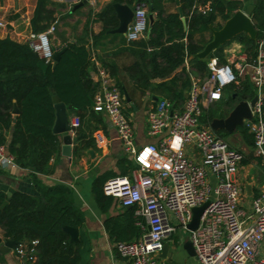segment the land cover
Listing matches in <instances>:
<instances>
[{
  "label": "trees",
  "instance_id": "obj_1",
  "mask_svg": "<svg viewBox=\"0 0 264 264\" xmlns=\"http://www.w3.org/2000/svg\"><path fill=\"white\" fill-rule=\"evenodd\" d=\"M134 1L112 0L95 13V20L101 22L102 27L94 38L104 36L108 30L118 26L112 3L133 5ZM208 2L210 8L205 12L197 9V5L203 7ZM159 4L160 0L152 1L151 9L156 12V19L150 26L147 39H138L130 44L132 47L129 50L132 52L137 49L136 54L140 59L123 68L131 83L128 85L120 80L114 66H105L121 93L126 92L131 102H134L135 94L142 95L149 89L164 88L168 99L174 105L180 106L190 86V78L185 69H182L185 77L176 75L156 85L152 84L150 79L170 75L191 56L193 58L189 62L198 76L207 75V64L196 58L195 54L211 39V31L221 28L223 21L234 11L242 9L244 4L242 0H179L185 23L177 11L163 14ZM51 6L60 5L51 0H38L31 23L35 33L44 31L52 22ZM218 19L220 21H217ZM250 19L257 38L264 28V0H257L253 4ZM87 26L88 24L86 29ZM205 31H210L209 39L198 40L196 34L201 37ZM233 39L242 43L245 50L254 56L255 40L243 33ZM222 49L223 45L214 50L209 58L216 57L222 61ZM90 70V52L83 43H67L60 60L53 65V62L44 63L29 44L0 38V146L6 148L18 166L28 169L38 191L37 195L22 191L7 195L0 191V233L4 239L16 242L12 248L19 243L35 240L36 260L32 264H80L81 241H70L63 226L79 229L84 222L83 211L74 204L69 187L63 184L44 186L38 176L52 172L50 159L59 150L57 135L52 131L55 120L54 103L56 100L64 102L82 120L85 112L91 108V101L99 89L98 83L91 78ZM227 89L230 93L226 94L223 102L227 106H231L235 101L231 97L232 94L247 100L254 95V89L247 76L239 79L237 87L231 83ZM124 103H127L125 99ZM224 116L222 110L211 109L201 120L211 121L213 118ZM237 128L244 144L249 148V153L243 156L242 163L247 164L254 160L259 164L258 158L251 153V134L244 127ZM218 133L220 135L221 132ZM112 176L116 175L109 173L98 176L91 188L93 197L103 213L114 203L113 197L105 195L102 189L106 179ZM5 201L7 203L1 208ZM135 220L134 208L130 207L107 216L104 227L115 242L128 241L138 236L141 230L139 226L134 225Z\"/></svg>",
  "mask_w": 264,
  "mask_h": 264
},
{
  "label": "built area",
  "instance_id": "obj_2",
  "mask_svg": "<svg viewBox=\"0 0 264 264\" xmlns=\"http://www.w3.org/2000/svg\"><path fill=\"white\" fill-rule=\"evenodd\" d=\"M209 8L207 3L202 11ZM147 28V10L139 7L124 36L129 42L138 40ZM53 31L51 24L45 32L32 34L28 40L46 64L53 62L48 36ZM207 66L209 73L191 81L181 106L169 99L157 100L147 117V133L158 140L140 147L135 145L124 96L115 79L104 67L96 68L99 89L92 109L107 115L124 151L132 155L135 164L128 174L109 177L102 186L104 194L113 197L118 205L134 208L141 227L137 238L115 243L120 259L116 264H159L163 245L178 226L186 230L200 264H264V193H245L236 180L243 154L201 120L229 84L247 76L256 95L249 107L247 128L252 138V155L258 158L264 172V28L255 38L254 56H236L227 63L213 57ZM80 124V117L72 116L70 131L75 132ZM96 139L104 140L99 133ZM187 148L195 150L197 160L194 154H187ZM16 165L14 157L0 146V166ZM206 201L209 204L197 228L189 231L192 208ZM35 244L33 240L12 248L21 264L36 260Z\"/></svg>",
  "mask_w": 264,
  "mask_h": 264
},
{
  "label": "crops",
  "instance_id": "obj_3",
  "mask_svg": "<svg viewBox=\"0 0 264 264\" xmlns=\"http://www.w3.org/2000/svg\"><path fill=\"white\" fill-rule=\"evenodd\" d=\"M51 1L60 5L53 6L55 8H51L53 11L51 14L52 22L48 24L49 26L54 24V31L48 35L52 49L59 50L64 46L67 47V43L69 42L83 43L90 52V75L94 82L98 83L95 76L97 66L108 69L105 65H112L116 69V75L119 79L129 85L131 83L130 78L123 68L135 60L140 61L139 56L136 54L137 49L132 52L129 50V48L132 47V45H130L132 41H127L125 36L122 34L116 36L115 34L117 33H107L104 36H99L97 39L94 38L101 31L102 27L101 22L95 20V13L101 11V9L112 0H88L77 8H75V5L82 0ZM152 1L153 0H145L144 2L146 4L145 6H142L147 10L148 28L146 34L140 39H147L150 33V26L156 19V12L151 9ZM244 1L245 0H242L243 4ZM256 1L257 0H253V2L249 4L253 5ZM37 4L38 0H0V22L4 24L3 26H0V38H10L11 40L19 43L29 44L28 40L32 34L45 32L49 26L44 31L35 33L31 24L36 13ZM135 4L136 0L134 1V4L130 6H134ZM159 6L163 10V14L175 11L179 13V0H160ZM47 7H50V5H47ZM202 8L203 7L201 5H197V9L199 11H202ZM149 15H151V18H149ZM180 17L182 18L183 15H180ZM217 21H220V19ZM86 24H88L87 29ZM207 34L210 36V31L203 32L201 37L196 34V38L198 40L203 39ZM147 51L149 52L150 50L148 49ZM241 55H245L248 58L249 56H252L245 50L242 43L232 38L223 44L222 61H218L220 63H227L233 57ZM191 58L193 57L191 56L189 59L186 58L184 63L180 67L176 68V70H174L170 75L162 78L150 79V82L156 85L163 83L176 75L185 77L182 73V69H185L186 74L190 78L191 84V81L194 78L199 77L195 68L189 62ZM212 58L213 57L209 59ZM188 90L185 93L184 100L187 97ZM227 93H230V91L227 90L225 93L222 92L221 99L209 106L205 110L204 114H206L208 110L215 109L217 107L222 110L225 115L224 117H226L228 112L241 99L235 94H232L231 97L234 98L235 101L231 104V106H227L223 103L226 99ZM96 94L97 92L95 95ZM133 97L135 99L134 102H131L130 99V103L127 102L124 104V110L133 127L135 145L140 147L148 143L157 142L158 137L149 136L147 133V117L157 100L168 99L169 96L166 93V90L164 88H154L153 90L149 89L145 92V94H135ZM56 102L60 101L56 100L55 103ZM66 113L68 115V121L75 115L67 105ZM212 120L204 121L203 119L204 124L209 127ZM210 129L214 131L211 127ZM214 132L220 136L222 140L225 139L224 137L232 133H226L223 130H217ZM218 132H221L220 135ZM97 133L101 134L104 140L101 142L97 140ZM69 134L71 137H79L76 142L71 143L70 155L67 156L62 153V134H56L59 143V150L50 159V164L53 168L52 172L49 174H39L38 179L44 186L63 184L69 187L72 191L74 204L83 211L84 222L79 228V240L81 241L80 264H116L120 261L114 250V245L117 242H115L106 231L104 227V220L107 216L117 214L130 207H121L113 198L114 203L106 213H103L100 211L93 197L91 188L95 178L100 175L109 173L113 175L121 173L128 174L130 170L135 167L132 155L124 151L116 129L109 121L107 115L94 111L92 109V104L91 108L85 112L78 129L73 133L70 131ZM234 136H236V134ZM225 142L227 143V139ZM235 146L237 150L239 149L247 152L246 154H243V156L248 154L249 148L246 150L247 146L244 144L241 136H238V143L236 142ZM187 154L190 157H193L194 154L193 158L197 160L195 150L187 148ZM248 163H242L241 169L244 167L247 168L249 166ZM258 169H260L259 172L250 175V181H246L245 175H240L238 172V178L236 180L242 184L246 194L249 193V195H256L261 192L264 193V172L261 170L260 166ZM245 185L249 186L248 191H246L244 187ZM0 191L7 195H11L14 191H22L31 195L38 194L36 184L29 174L28 169L18 165L12 168L0 166ZM134 225L139 226L137 217ZM140 234L141 230L138 236ZM0 236L2 237L1 233ZM138 236L134 238H137ZM187 239L188 235L181 234L177 236V238H173L171 236L170 241H167L166 243L169 245V251H172L173 254L171 257L167 256L165 258L160 257L159 254V264L160 261L161 264H200L196 257L190 256L182 247V243H184ZM172 259H175V263ZM0 264L21 263L13 254L12 248H10L8 252L0 250Z\"/></svg>",
  "mask_w": 264,
  "mask_h": 264
},
{
  "label": "water",
  "instance_id": "obj_4",
  "mask_svg": "<svg viewBox=\"0 0 264 264\" xmlns=\"http://www.w3.org/2000/svg\"><path fill=\"white\" fill-rule=\"evenodd\" d=\"M88 0H82L78 4L75 5V8L80 7L82 4L87 2ZM145 0H136V4L134 6H130L126 3H119L114 2L112 3L113 9L116 14V18L118 21V26L115 29L108 30L107 33H117L125 35L128 24L132 21L134 10L139 7L145 6ZM253 9L252 4H247L241 10L238 9L234 11L226 20L223 21L221 28L213 29L211 39L204 45L203 49L195 54V57L202 60L206 64L209 63V55L223 45L225 42L232 39L234 36L238 34H245L251 40H255L256 32L252 26V22L250 19L251 10ZM179 14L182 16L181 9L178 8ZM151 18V15H149ZM184 22V18H181ZM66 46L62 47L59 50L53 49V65L58 62L61 58L62 53L66 50ZM124 99L126 102L130 103V97L126 92H124ZM256 101V95L250 100H246L244 98L240 99L233 108L228 112L227 116L224 118H215L212 120L210 127L214 130H223L226 133L232 132L237 126L244 127L247 129L251 113L249 107H251L254 102ZM93 104V102H91ZM55 109V120L52 126V131L55 134H62V141L63 144L61 146L64 155H70V146L71 143L76 142L79 137H71L69 134L70 132V125L68 121V115L66 113V104L64 102H56L54 104ZM17 112V108H14V113ZM246 191L249 190V186H244ZM7 203L5 201L1 208ZM209 204V201H206L200 206H196L192 208V219L187 224V229L189 231H193L197 228L200 216L206 206ZM63 230L68 233L70 241H78L79 240V229L72 226H63ZM16 242L11 239H3L0 236V250L3 252H8L10 248H12ZM182 247L185 251L190 255L195 257L194 248L190 242V240L184 241L182 243ZM173 254L172 251H169V245L164 243L163 248L160 252V257L165 258L167 256L171 257Z\"/></svg>",
  "mask_w": 264,
  "mask_h": 264
},
{
  "label": "rangeland",
  "instance_id": "obj_5",
  "mask_svg": "<svg viewBox=\"0 0 264 264\" xmlns=\"http://www.w3.org/2000/svg\"><path fill=\"white\" fill-rule=\"evenodd\" d=\"M253 2V0H245L244 1V5H247V4H249V3H252ZM51 8H55V7H53V6H51ZM244 8V7H243ZM242 8V9H243ZM241 9V10H242ZM208 37H209V34H207V35H205V37L203 38V41H206V40H208ZM227 45V44H226ZM226 45H225V47H226ZM239 84V80H237V82L236 83H234V86H236L237 87V85ZM229 88V87H228ZM227 90H229V89H227V87L224 89V91H223V93H225ZM220 105H221V103H220ZM218 107H220V106H218ZM217 108V107H216ZM214 109V110H217V111H219L220 110V108H217V109ZM100 113H102V112H100ZM247 131H248V128L246 129ZM236 134V136H234L235 134ZM238 136H241L240 135V131L238 130V128H235V130L231 133V134H229L228 136H226V137H224L225 139H224V141H226V139H227V144H229L232 148H234V149H236L237 150V148H236V142L238 143ZM245 148H246V146H245ZM248 148H246V150H247ZM238 151L239 152H241L242 154H246L247 152H245V151H241V150H239L238 149ZM248 153H249V149H248ZM252 153V152H251ZM249 164V166L246 168V167H244L243 169H239V174L241 175V174H243V175H245V180L246 181H250V175H253V174H255V173H257V172H259V170L260 169H258L259 168V166H258V164L257 163H255L254 162V160H252L251 162H249L248 163ZM254 164V165H253ZM253 166H254V168H253ZM246 169V170H245ZM187 235V233H186V230H183V228H181V227H176V230H175V232H173L172 234H171V236L173 237V238H177V236H179V235ZM158 261H159V258H158ZM172 261L175 263V259L173 260L172 259ZM160 264H161V261H160ZM172 264V263H171ZM176 264V263H175Z\"/></svg>",
  "mask_w": 264,
  "mask_h": 264
}]
</instances>
